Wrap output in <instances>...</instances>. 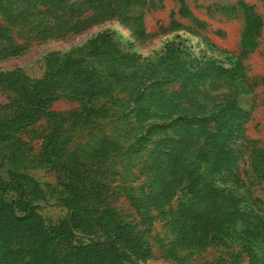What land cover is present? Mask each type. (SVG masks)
Wrapping results in <instances>:
<instances>
[{
  "label": "trees",
  "instance_id": "trees-1",
  "mask_svg": "<svg viewBox=\"0 0 264 264\" xmlns=\"http://www.w3.org/2000/svg\"><path fill=\"white\" fill-rule=\"evenodd\" d=\"M178 1L179 14L190 17ZM146 6L147 0H0V15L43 40L117 21L133 48L152 40ZM237 7L244 27L239 57L228 66L194 55L179 35L151 58L127 51L106 30L67 53H48L40 79L0 71L9 100L0 106V264H146L153 249L113 204L109 165L149 149L157 200L162 206L182 199L170 224L172 247L202 251L235 241L250 264H264V196L252 190H264V148L249 151L242 171L235 142L242 126L238 99L251 91L243 59L258 46L263 22L253 7ZM6 33L0 28V45ZM177 82L180 91H170ZM60 100L78 106L53 111ZM42 168L54 172L52 195L67 212L54 227L38 211L48 195L29 174ZM81 239L87 243L74 245Z\"/></svg>",
  "mask_w": 264,
  "mask_h": 264
},
{
  "label": "rangeland",
  "instance_id": "rangeland-1",
  "mask_svg": "<svg viewBox=\"0 0 264 264\" xmlns=\"http://www.w3.org/2000/svg\"><path fill=\"white\" fill-rule=\"evenodd\" d=\"M240 2L253 7L263 22L258 46L243 59L245 82L251 87V91L238 99V115L242 126L235 142L243 155L238 167L245 171L249 168V151L253 147L264 148V0H184L186 8L192 13L188 18L179 14L181 3L178 0H147L145 24L152 40L145 46L135 44L133 48H129L128 43H133L129 32L117 21L96 26L64 40H43L30 28L10 27L0 15V28L9 30L6 33L7 39L0 45V71L19 69L31 79H40L45 74L48 53H67L92 35L106 30L117 35L127 51L151 58L162 55L166 44L179 35L187 40L186 46L191 47L194 55H201L203 52L228 66L237 61L240 52L244 27V18L237 7ZM229 7L237 11L224 12ZM181 86L182 83L177 82L170 91L178 92ZM8 102V94L0 89V106ZM77 106L76 103L60 100L54 103L52 110L68 112ZM41 135L43 129H39L35 136ZM39 143L40 141L34 142L36 150ZM150 150L131 159L117 157L109 165L113 204L127 221L133 222L144 232L153 249L154 257L146 264H250L247 253L235 241L202 251L172 247L176 237L170 224L175 217L177 204L182 199L174 198L169 205L162 206L157 200L160 188L149 164ZM3 173L5 175L6 172ZM29 174L48 195L47 203H38L40 215L48 226L59 225L67 212L57 204V197L52 195L57 186L54 172L42 168L31 170ZM252 190L255 195L264 196L262 187L255 186ZM78 242L85 244L87 240H77L74 245ZM172 251L180 258L179 261L174 258Z\"/></svg>",
  "mask_w": 264,
  "mask_h": 264
}]
</instances>
